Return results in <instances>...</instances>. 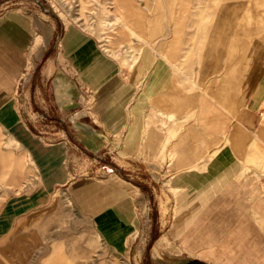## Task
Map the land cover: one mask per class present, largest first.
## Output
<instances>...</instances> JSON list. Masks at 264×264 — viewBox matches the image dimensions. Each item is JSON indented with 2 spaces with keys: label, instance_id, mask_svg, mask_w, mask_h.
<instances>
[{
  "label": "crops",
  "instance_id": "0c3cea01",
  "mask_svg": "<svg viewBox=\"0 0 264 264\" xmlns=\"http://www.w3.org/2000/svg\"><path fill=\"white\" fill-rule=\"evenodd\" d=\"M261 1L220 2L201 29L157 27L155 46L129 38L112 57L74 25L51 45L0 0V166L6 150L36 175L0 231L36 229L61 193L128 264H264Z\"/></svg>",
  "mask_w": 264,
  "mask_h": 264
},
{
  "label": "rangeland",
  "instance_id": "374dc122",
  "mask_svg": "<svg viewBox=\"0 0 264 264\" xmlns=\"http://www.w3.org/2000/svg\"><path fill=\"white\" fill-rule=\"evenodd\" d=\"M232 1L18 0L27 15L34 18L39 31L45 37L51 35V45L58 37L55 31L74 25L93 35L112 57L128 47L125 42L129 38L134 52L145 45L155 46L157 27L158 33L165 36L170 32L197 31L206 15H214L219 9L220 2ZM123 25L134 28L137 35L127 33ZM113 39L116 43L112 44ZM6 152L4 166H0V208L9 194L33 190L36 178L28 157L21 155L13 161ZM57 196L55 202L53 195L47 200L45 214L36 216V229L0 231V264L2 260L9 264L6 257L16 261L34 258L35 264H128L125 255L109 244L103 231L90 229V214H75L71 202L61 199V193Z\"/></svg>",
  "mask_w": 264,
  "mask_h": 264
},
{
  "label": "bare ground",
  "instance_id": "6f19581e",
  "mask_svg": "<svg viewBox=\"0 0 264 264\" xmlns=\"http://www.w3.org/2000/svg\"><path fill=\"white\" fill-rule=\"evenodd\" d=\"M123 28H125V31H126L127 33H131V30L128 29L126 25H123Z\"/></svg>",
  "mask_w": 264,
  "mask_h": 264
}]
</instances>
